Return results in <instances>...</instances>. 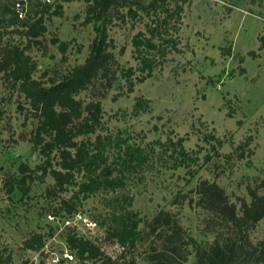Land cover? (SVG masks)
I'll return each instance as SVG.
<instances>
[{"label": "rangeland", "instance_id": "obj_1", "mask_svg": "<svg viewBox=\"0 0 264 264\" xmlns=\"http://www.w3.org/2000/svg\"><path fill=\"white\" fill-rule=\"evenodd\" d=\"M26 2L28 14L31 8L41 11L48 7L42 44L27 53L36 63L33 76L49 84L85 61L104 20L86 23L85 0ZM59 4L63 9L55 14ZM108 21L109 49L115 54L118 71L110 87L106 80L98 79L76 97L84 103L101 99L103 128L97 133L141 146L148 161L127 173L122 185L101 187L87 197L80 193L74 199L76 210H59L61 198L68 199L79 186L74 183L66 191L50 195L51 175L21 182V163L34 168L43 161L31 141L37 120L25 94L1 72L0 264H50L51 256L64 250L75 255L67 243L69 231L91 239L120 264H148L147 243L124 249L112 235L122 215L146 220L161 209L173 211L197 245L209 247L227 226L210 211L189 203L191 197H198L195 189L201 180L216 181L238 207L239 198L250 202L249 188L264 194V0H190L184 5L178 49L164 58L158 56L145 80H138L141 72L135 70L133 91L128 90L124 72L138 64L132 38L144 30V21L128 15L127 7H121ZM24 29L21 21L1 28L2 41L24 47L28 39ZM54 37L68 42L65 52L51 42ZM139 97L145 99L147 108L136 114ZM178 138L184 139L190 157H197L193 162L188 158L186 166L175 165L179 147L171 142ZM107 151L112 162L113 146ZM6 179L19 183L10 191ZM82 179V174L77 175V181ZM26 186L30 191L24 193ZM78 211L93 221L92 230L83 224L62 227V218ZM49 213L59 220H49ZM144 227L140 222L139 229ZM37 232L44 234V249L26 248L25 239ZM249 236L253 243L264 239V218ZM196 247L190 246L186 264H196ZM75 257L74 262L63 264H81Z\"/></svg>", "mask_w": 264, "mask_h": 264}, {"label": "trees", "instance_id": "obj_2", "mask_svg": "<svg viewBox=\"0 0 264 264\" xmlns=\"http://www.w3.org/2000/svg\"><path fill=\"white\" fill-rule=\"evenodd\" d=\"M85 1L88 3L86 23L104 20L96 29L90 52L83 63L74 65L59 79L52 78L47 84L42 78L33 76L36 63L27 50L42 44L41 37L47 31L44 12L48 7H43L41 11L31 8L27 17L20 19L13 8L14 0H0V29L21 21L25 26L22 33L28 38L26 45L20 47L3 42L0 31V73L13 86H18L29 100L32 116L37 120L31 141L43 157V161L34 168L27 163L20 164L21 182L25 183L28 178L33 181L38 177L51 175L54 184L47 189L50 195L66 191L68 185L76 183L79 186L77 191L68 199L61 198L60 201L59 210L65 209L70 213L76 210L74 199L80 193L87 197L101 187L120 186L127 173L137 171L148 161V154L141 146L97 133L103 128L104 109L101 99L84 103L76 97L98 79L106 80L110 87L118 71L115 54L109 49L112 43L108 40L106 29L108 19L115 13L119 14L121 7H127L128 15L144 21V30H139L132 38L138 64L124 72L128 90L133 91L135 80L131 76L135 70L141 72L138 80H145L157 65L158 56L164 58L172 50L178 49L184 5L190 0ZM62 9L63 5L59 4L55 14H60ZM120 16L125 18L126 15L121 13ZM51 42L58 44L62 52L66 51L68 42L61 41L58 37L52 38ZM144 100L143 97L137 99L136 114L147 108ZM96 133L93 139L92 135ZM183 140L178 138L170 141L179 147L176 167L190 164L186 163L188 158L191 162L197 160V157H190L185 150ZM218 142L223 144L220 139ZM111 146L116 153L113 161L109 162L107 149ZM116 171L118 173L112 177ZM79 174L84 177L81 181L76 180ZM5 182L12 191L18 181L6 179ZM28 191L30 187L26 186L24 193ZM195 191L198 197H191L189 203L210 211L227 226L226 231L216 234L209 247L197 245L198 242L185 231L177 214L165 209L146 220L122 215L118 228L112 233L116 242L124 249L147 243L148 264H186L192 245L197 246L196 264H264V239L253 243L249 236L250 230L264 218V194H260L255 188H249L250 202L239 198L238 207L216 181L201 180ZM142 221L145 227L139 229ZM67 243L75 251L81 264H88L86 260L97 261L98 264H120L118 258L105 255L97 243L75 231H69ZM24 244L29 249L43 250L44 234L34 233L25 239Z\"/></svg>", "mask_w": 264, "mask_h": 264}, {"label": "built area", "instance_id": "obj_3", "mask_svg": "<svg viewBox=\"0 0 264 264\" xmlns=\"http://www.w3.org/2000/svg\"><path fill=\"white\" fill-rule=\"evenodd\" d=\"M44 2H52V0H43ZM13 8L15 13L17 14L18 18L24 19L27 17L29 6L26 0H14ZM1 183V179H0ZM49 220L51 221H58L59 217L56 214L49 213L48 215ZM62 227L72 226L83 224L87 228V230H92L95 224L92 220L88 219L84 214L80 211L75 212L73 215H68L62 218ZM44 249V247H43ZM76 260L75 255L68 251L64 250L61 254H53L51 256V263L50 264H63L64 262H74Z\"/></svg>", "mask_w": 264, "mask_h": 264}]
</instances>
